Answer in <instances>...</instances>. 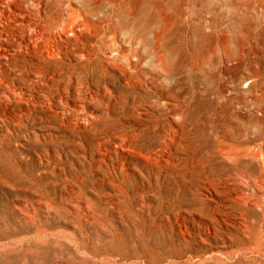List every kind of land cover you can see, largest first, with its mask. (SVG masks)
Listing matches in <instances>:
<instances>
[{
	"label": "rangeland",
	"instance_id": "obj_1",
	"mask_svg": "<svg viewBox=\"0 0 264 264\" xmlns=\"http://www.w3.org/2000/svg\"><path fill=\"white\" fill-rule=\"evenodd\" d=\"M72 1L141 69L0 58V264H264V0Z\"/></svg>",
	"mask_w": 264,
	"mask_h": 264
},
{
	"label": "bare ground",
	"instance_id": "obj_2",
	"mask_svg": "<svg viewBox=\"0 0 264 264\" xmlns=\"http://www.w3.org/2000/svg\"><path fill=\"white\" fill-rule=\"evenodd\" d=\"M97 8L91 6L87 10L94 11L82 10L72 0H0V58H9V47L13 51H38L41 56L57 55L59 49L55 35L68 42L71 40L68 35L82 36V32L76 30L78 27L94 26L101 30L96 40L101 41L106 49L112 47L132 67L138 65L141 69L140 52L125 51L118 43L111 44L113 38L109 36V24L98 17ZM81 45L89 49L92 44L82 41ZM244 84L248 86L249 81ZM69 89L75 90L71 81ZM82 89H89V86Z\"/></svg>",
	"mask_w": 264,
	"mask_h": 264
}]
</instances>
